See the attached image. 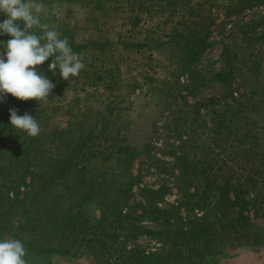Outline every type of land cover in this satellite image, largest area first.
<instances>
[{
	"label": "trees",
	"instance_id": "obj_1",
	"mask_svg": "<svg viewBox=\"0 0 264 264\" xmlns=\"http://www.w3.org/2000/svg\"><path fill=\"white\" fill-rule=\"evenodd\" d=\"M55 1L78 5L88 10L93 20L96 15L106 20L123 19L125 26L132 28L155 22L147 31L148 40L113 44L130 49H166L167 67L179 68L177 73L171 68L168 86L172 89L171 84L176 85L173 89L179 93L207 85L192 72L210 45L212 19L203 14L204 8L213 7L216 0H41L46 7ZM222 7L226 19L235 17L237 21L248 10L264 8V0H227ZM258 22L241 18L238 32L246 45L258 41L252 36ZM8 39L9 35H0V41ZM68 40L74 52L93 47L105 55L110 45L106 39L105 45ZM236 47L237 41L232 39L222 48L226 69L216 74L222 94L209 108L211 122L194 118L188 122L190 128L186 127L187 115L196 113L198 107L186 100L177 107L176 122H168L174 142H164L162 152L172 157L170 161L154 153L153 144L137 149L128 143L124 115L114 116L110 106L119 101L114 96L105 105V112L95 111L92 104L80 106L76 98L68 116H58L54 97L67 80L58 70L55 75L48 71L52 57L38 66V71L56 85L47 102L21 101L11 94L6 102H0V239L21 240L27 264H50L53 254H90L98 245L105 249L110 246L113 257L124 264H209L208 258L224 255L230 248L264 247V225L258 228L254 222L264 218V145L260 140L264 128L250 116L258 103L264 104V85L243 91L228 82L230 68L239 61ZM103 66L101 71L95 67L91 76L92 84L97 85L92 103L100 101L101 80L104 90L111 91L121 78L116 74V69L121 72L119 65ZM87 68L69 80L88 81ZM185 74L188 81L180 84ZM170 96L165 94L168 100ZM11 108L18 109V115H33L41 133L31 137L14 128L10 124ZM136 159L142 168L135 175L125 174L124 167ZM146 166L173 177L180 193L177 205L160 204L168 191L164 186L139 189L147 201L129 204ZM92 200L99 202L101 210L95 221L86 215L84 207ZM143 235L164 247L147 252L135 244L128 246Z\"/></svg>",
	"mask_w": 264,
	"mask_h": 264
},
{
	"label": "rangeland",
	"instance_id": "obj_2",
	"mask_svg": "<svg viewBox=\"0 0 264 264\" xmlns=\"http://www.w3.org/2000/svg\"><path fill=\"white\" fill-rule=\"evenodd\" d=\"M226 1L216 0V5L204 8L203 14L212 19L209 29L210 45L193 67L197 73L194 71L192 73L196 74L195 78L198 80L202 79V82L208 83L199 89L194 88V91L191 90L193 92L190 93L187 92L188 90L179 93L178 89H173L176 86L174 84H171L173 90L169 88L168 82L172 75L170 70L172 68L176 72L179 68L177 66L167 67L166 49L164 51H158L160 48L152 50L147 47L130 49L123 48L120 43L113 44V42H120L119 40L124 42L148 40L147 31L155 22H144L132 28L129 25L125 26L126 20L123 19L108 18L106 20L102 15H96L97 18L93 20V15H89L88 10L75 4L63 1L51 3L46 7L47 15H44L43 22L59 31L61 38L67 37L76 43L97 41L104 45L107 44L105 42L107 40L110 44L108 49L104 48L105 51L107 50L105 55L99 49L93 47H90V51H79L83 54V62L88 67L90 79L88 81L73 79L61 83L59 95L54 97L56 98L53 103L56 108L55 112L60 117L65 114L68 116L70 105L74 103L76 98V102L80 103V106L83 104L90 107L92 104L95 111H104L105 105L108 106L109 100L114 96L119 101L110 106H112L114 116L117 113L124 115L123 124L126 126L128 133V143L137 147V149H142L146 144H153L156 146L153 150L154 153L164 160H172V157H169L170 155L162 152L165 149L163 143L168 141L169 144H172L174 142L171 138L172 134L168 130V122H176L177 107L183 104V100L198 105L196 113L187 115L186 127L190 128L188 122L193 121L194 118L198 121L202 120V122L205 120L211 122L209 108L212 107V103H216L220 99L219 96L222 94L221 80L218 81L216 74L226 69L222 49L225 44L235 39L238 47L234 49L239 52V61H235L230 68L231 74L228 82H233L236 87L243 91L244 89L250 91L257 84L264 85V19L262 16L264 15V8L258 7L248 10L236 21L235 17L231 19L224 17L222 6ZM243 17L245 20H259L256 30L252 32V36L259 39L253 45H246L244 40L240 38L241 33L238 32V24ZM1 20H3L2 16L0 17ZM2 47L3 42L0 41V48ZM104 63L107 66L109 63L113 66L115 64L119 65L121 72H118L116 68L114 69H116V74L120 73L121 78L118 81L116 80L117 83L114 84L111 91L104 90V81L101 80L98 85L99 97L97 96L100 101L92 103V100L95 99L92 97L95 94L93 92L97 85L92 84L91 76L95 71V67L98 71H101ZM170 65H174L171 60ZM243 65L246 66L242 67ZM180 81V84L187 82V75H183ZM173 91H178V94ZM167 93H171L170 100L165 97ZM174 96L179 100L175 101ZM258 104L260 106L255 111H251L250 116L259 123V127L264 128V104ZM219 107L220 109L224 108L223 106ZM82 108L84 107L82 106ZM120 108L121 110H119ZM260 140L264 145V134L260 136ZM143 159L141 156L140 160ZM140 160L136 159L128 168L124 167L125 174H137L142 168ZM142 176L143 179L139 186L134 187L129 204L146 200L139 190L146 186L151 188L164 186L168 190L165 191L166 194L160 200L162 206L178 204L180 193L174 185L173 177L159 173L156 168L147 166L143 170ZM98 203L97 200H92L84 206L86 215L92 221H95L101 215ZM254 222L258 228L262 227L264 218L258 217ZM150 226L155 227L156 225L150 224ZM134 244L147 252L157 251L164 247L158 240L148 235L140 236L135 242H129L128 246L133 247ZM92 250L90 254L83 251L82 254L78 255H71L70 253L64 255L53 254L51 255L50 264H124L118 258L113 257L115 255L110 252V246L105 249L98 245ZM208 261L209 264H264V247L230 248L226 254L210 257Z\"/></svg>",
	"mask_w": 264,
	"mask_h": 264
},
{
	"label": "clouds",
	"instance_id": "obj_3",
	"mask_svg": "<svg viewBox=\"0 0 264 264\" xmlns=\"http://www.w3.org/2000/svg\"><path fill=\"white\" fill-rule=\"evenodd\" d=\"M0 14L6 16L0 22V35L11 37L0 48V102H6L8 94L21 101L47 102L56 85L38 71V66L50 57L48 71L55 75L58 70L64 80L85 69L83 54L74 52L67 37L61 38L59 31L41 22V15H47L41 0H0ZM17 112L16 108L9 109L10 124L31 137L38 136L42 127L36 118ZM25 257L21 240L0 239V264H27Z\"/></svg>",
	"mask_w": 264,
	"mask_h": 264
}]
</instances>
